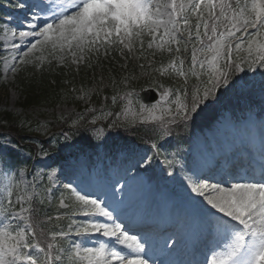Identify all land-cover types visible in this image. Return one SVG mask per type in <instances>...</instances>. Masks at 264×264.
I'll return each instance as SVG.
<instances>
[{
	"label": "snow or ice",
	"instance_id": "6c2138e0",
	"mask_svg": "<svg viewBox=\"0 0 264 264\" xmlns=\"http://www.w3.org/2000/svg\"><path fill=\"white\" fill-rule=\"evenodd\" d=\"M42 5L43 0L16 5L27 9L19 25L21 28L27 25L28 30L19 31L20 40L42 37L36 43L29 41L31 47L20 56L21 62H26L25 58L39 44L47 43H51L53 51L67 50L76 64L86 59V53L99 54L103 50L107 56L114 47H118L121 55L127 53L126 58L130 59L136 51L139 58L147 59L144 56L147 38V49L154 50L153 56L158 50L170 58L166 66L161 64L152 69L161 77L182 79L185 86L190 78L205 77L203 94L195 88L190 106L178 103L179 97L171 101L176 105V115L182 113L184 120L208 99L212 89L227 84L229 75L244 72L245 64L249 68L254 64L264 67V0H63L58 11ZM11 47L19 50L21 44L12 43ZM241 52L245 54L239 55ZM139 66L145 68L144 64ZM148 67H152L151 63ZM175 91L188 96L186 87ZM173 94L165 89L161 99L167 102ZM133 96L134 90H125L123 95H113L111 101L116 104L118 97L127 101L122 106V114L127 116L132 112ZM157 111L160 116H156ZM145 112L147 116L143 115ZM172 112L171 107L163 105L151 108L140 105L134 117H140V123L161 121L163 134L167 135L170 132L166 124L174 121L164 118ZM28 172L0 156V174L7 180L0 198L3 217L0 219V264H148L145 244L117 222L108 203L86 191L82 193L72 183L63 187L74 194V203L70 205L63 198L58 201L60 208L70 211L41 219L38 205H43L44 200L39 198L36 189L42 177L35 173L33 180L28 181L25 179ZM54 175L53 172L48 179L52 180ZM190 185L191 192L222 214L208 213L212 217L214 243L208 249L210 257L206 256L202 264H264V137L259 163L251 170L243 174L224 172L214 183L206 178L203 182L200 178L190 179ZM42 191L47 195L52 189L49 186ZM76 216L86 219L72 218ZM64 217L69 221L66 227L52 231L50 240L42 241L38 237L37 229L44 235L46 222ZM98 217L104 219L98 220ZM70 237L83 239H72L65 244ZM92 240L96 246H86L85 242Z\"/></svg>",
	"mask_w": 264,
	"mask_h": 264
},
{
	"label": "rangeland",
	"instance_id": "374dc122",
	"mask_svg": "<svg viewBox=\"0 0 264 264\" xmlns=\"http://www.w3.org/2000/svg\"><path fill=\"white\" fill-rule=\"evenodd\" d=\"M31 38L32 40H30L29 38H26L23 42L22 41L18 42L19 44L22 45V48L16 53V56L17 55L21 56L23 52H27L28 48L31 47V43H36L37 40L42 39V37H31ZM29 41L31 43H29ZM44 45L45 46L50 45V47H45ZM51 50H52L51 43L39 44L37 46V49L29 53L25 59L28 60V64L33 67L39 64H42V62L44 61L46 62L54 61L53 60L54 58H56L55 62L60 65H63L64 63H70L72 65L77 66L83 63V61L79 64L73 63L72 57L67 53V50H65L64 52H61L59 50H56V51H53V50L51 51ZM52 55H54V58L50 59ZM239 55H242V54H239ZM61 56H63V59H60ZM19 58L18 60H16L14 64L11 62H7V61H4L1 63L2 71H3V77H2V80L0 81V119L1 120L4 119L3 111L5 112L8 111L11 114H13L16 119H19L21 124L23 121V117H27L28 119L27 123L31 127L33 123H35L36 119L40 120L41 122H47L52 117L61 116L64 114L77 111L76 104H71V102H69L68 100H63V102L57 105L48 107V108L47 107L42 108L39 106H30L29 108L26 109L23 104L24 100L22 98V95L15 84V75L17 74V71L20 67ZM11 60H14V59H11ZM245 67H246V70H249V71H252V69H255V73L252 76V80H254L255 78L256 81H260L259 78L264 77V67H260L259 64H254L251 68H249L247 64H245ZM101 82L102 81L99 80V78L97 79L96 82L94 81L95 87L92 89L100 90ZM135 95L136 93H134V96ZM134 96L132 97L133 102H134ZM106 99H108L107 96H106ZM122 101L125 102L123 106L127 104V101H124V100ZM82 105L97 109V102L92 97H89V96L84 97V99L82 100ZM161 105H163L164 107H168L167 102L164 100ZM131 108H132V112L129 113L127 116H125L124 114H122L123 107L118 108L117 105L113 103L109 104L108 106L106 105V107L101 109V112L99 113L100 121L98 124H100V126L105 127L109 131V134L118 133V131L123 128H128L129 130H132L133 127L140 124V117L138 116L134 117V114L137 113L139 109H135L132 105H131ZM174 109H176V107ZM117 113H121V114L117 115ZM155 114L156 116L161 115L159 111H157ZM143 115L147 116L148 114L145 112ZM175 116H178L176 115V112L172 114L171 116H169L168 121L172 120ZM78 117L79 116L75 117L72 120L73 124L78 125L80 123V121H78ZM148 122H151V120H149ZM155 122H159V120ZM35 129L36 127H34L33 130ZM12 147H13L12 143L10 141H6V144L3 145L1 148L2 155L6 154L8 150L11 149ZM47 163H48L47 158L40 157L38 160H36L33 163V168L32 170L29 169V172L25 176V179L28 181H32L33 175L35 173H39L40 177L43 178V173L46 170L45 164ZM34 165H37L38 168H34ZM19 167L28 169L27 165H21ZM54 173L55 175L53 176L52 179H55L57 170ZM51 174L52 173H50L49 175ZM41 181L42 179L40 180V182ZM142 181L143 179L141 177V172L138 171V174H135L132 178V182H131V186H132L131 193L132 194L134 193L136 188L142 184ZM13 199H15V197H13ZM0 218L2 219L3 217L0 216ZM82 239L83 238H80V240ZM85 243L95 244V240L86 241Z\"/></svg>",
	"mask_w": 264,
	"mask_h": 264
},
{
	"label": "trees",
	"instance_id": "16d2710c",
	"mask_svg": "<svg viewBox=\"0 0 264 264\" xmlns=\"http://www.w3.org/2000/svg\"><path fill=\"white\" fill-rule=\"evenodd\" d=\"M103 70L104 78L107 80L112 77H116L115 80L120 77L118 80L122 81L129 76L137 77V74H133V72L123 71L121 72V65L113 60L104 61ZM96 69H83L79 73L75 70H72V73L67 75L61 71H48L43 70L41 72L28 71L22 77L19 82V88L22 92L23 98L29 103L35 102H44L48 104H52L54 102H59L63 99L72 100L75 98V93L72 92V86L74 85L76 88L79 85H84L90 87L91 83L93 84L92 72ZM124 74L121 77V74ZM103 84V81L101 82ZM111 82L102 85L103 88L109 87Z\"/></svg>",
	"mask_w": 264,
	"mask_h": 264
}]
</instances>
